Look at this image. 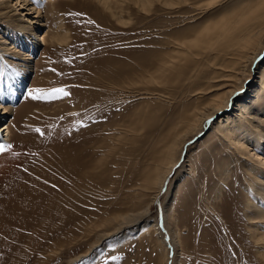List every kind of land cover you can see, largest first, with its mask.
<instances>
[{"label":"rangeland","instance_id":"rangeland-1","mask_svg":"<svg viewBox=\"0 0 264 264\" xmlns=\"http://www.w3.org/2000/svg\"><path fill=\"white\" fill-rule=\"evenodd\" d=\"M27 1L41 25L0 0V145L10 146L0 152V264H264V219L252 212L264 210L254 192L264 137L243 139L241 154L216 133L264 75V50L251 60L238 43L264 0ZM226 76L236 96L192 135L159 193L167 148L198 127L186 125ZM61 87L69 96L29 95Z\"/></svg>","mask_w":264,"mask_h":264},{"label":"bare ground","instance_id":"bare-ground-1","mask_svg":"<svg viewBox=\"0 0 264 264\" xmlns=\"http://www.w3.org/2000/svg\"><path fill=\"white\" fill-rule=\"evenodd\" d=\"M145 2L148 4H152L153 2H155V3H159L160 5H163V6H171V5H175V4L177 5L179 3V0H143V1L136 0V3H138V4L139 3L145 4ZM23 3H24L25 7L22 5ZM17 4L19 6H22L21 9L25 11V12H23L22 16L26 17L27 22H29L31 25H41L42 18L40 16V14L42 13V11H41V8L37 7V5H35V4H38L37 1H33L30 3V1H27V0H17ZM5 6H7V5H5ZM34 14H36V15L34 16ZM0 16H1V14H0ZM255 21L256 22L254 23L252 30L248 33L246 32L244 34V37L241 36L238 43L242 42V49L245 50L247 53L253 54V56H251L250 59L252 60V58H253L256 61L257 60L256 57L258 56V54H260L262 52V50H264V26H263L264 25V13L261 14L260 17H257V19H255ZM30 24H27V26L24 28L25 31L31 30L30 26H29ZM224 25H226V23H222L221 28H224ZM212 29L216 30L217 24H216V27L214 26V28H212V25H207L202 30V32H200V35L204 33L205 37L208 38V37H210L209 35L214 34V31ZM49 33L50 32L48 31L43 36H41L43 44H48V42L51 41V39H50L51 36L49 35ZM256 33H258V34L256 35ZM199 36L197 35V37L194 38V39H196L195 42H198L200 40ZM53 40H55V38H53ZM52 42H54V41H52ZM182 44H179V49H181L183 47ZM235 47L236 46H234V48ZM255 61H253V62H255ZM221 81L224 82V84L218 86L217 90H224V93L212 100V102L210 103L211 108H208V106H207V107H204L202 109L197 110L195 112V114L193 115V117L190 118L188 124L186 125L188 127V129L195 126V124H199L198 127L194 128L193 132H191V135L187 136L186 141L184 140L182 145L179 146L178 149H176L174 147V145L169 146L167 148L168 153H169L167 161L170 162V168L167 167V169L169 171L164 178L165 181L161 183V187H160L161 189H160L159 193L162 192L164 185L167 183L166 181H168L167 179L169 177V174H172V172H174L175 169L180 164V161L182 158V152L184 151V148L187 147V144L189 143L192 135L193 136L197 135L199 133V131L201 130L202 125H204L205 122L212 120V118H214L217 114L223 112V110L225 111V109L230 105V103L232 101L231 98L236 96L238 90L236 91V90H234V88L236 87V84L238 82L235 80V76L223 77V79H221ZM260 81H261L260 85L257 86V88L255 89V96H254L255 98L250 102V105H243V106L241 105L242 106V109H240L241 114L239 113L240 115L237 116V119L236 118L233 119V118L229 117L227 120L222 121V124L225 125L223 130L220 131L221 133L216 132V133L220 134L226 141L229 140L233 145H236L237 146L236 149L238 151H240L241 154H245V152H247L248 150H251L248 143L246 141H244L243 139H247L248 141H251V142L253 141V142L257 143L258 141H260V139H262V137H264V75L262 76ZM234 83H236V84H234ZM225 97H228L227 100L225 99ZM13 101H14V99H13ZM239 108H240V106H239ZM0 109H2L1 106H0ZM3 109L5 110L6 108H3ZM244 122L249 123L250 129L246 130V128L244 127V124H243ZM254 123H257V124H254ZM220 129H221V127H220ZM5 132L7 134L4 136L7 138L4 140L7 141L9 139L8 137L10 135V131H9V127H7L6 125H4V130H2L1 133H5ZM245 132H246L247 136L242 138L241 136H244L243 134ZM238 138H240V140L241 139L242 140L238 142L237 141ZM164 175H165V173H164ZM260 182L261 183L263 182L262 184L264 186V181L260 180ZM257 183L258 182L256 181V184ZM262 184H260V186H259L261 188L260 190H259L258 186L256 187V185H255L254 186V192L256 191V192L260 193V191H261L262 192L261 195L264 198V187L262 186ZM252 199H250V200L248 199L249 200V206L251 205V203H253ZM253 207L255 210H253L252 212L257 214L258 216H260L261 217L260 219H264L263 208L259 207L256 204L255 205L253 204ZM251 220H253L252 224H256V225L260 224L259 222H262L259 220L257 221L255 218H251Z\"/></svg>","mask_w":264,"mask_h":264},{"label":"snow or ice","instance_id":"snow-or-ice-1","mask_svg":"<svg viewBox=\"0 0 264 264\" xmlns=\"http://www.w3.org/2000/svg\"><path fill=\"white\" fill-rule=\"evenodd\" d=\"M77 15H80V13H77ZM90 23H92V21H89ZM35 94L33 93H29V95L32 96L33 99L36 100H55V99H59L62 97H67L69 96V92L65 91L64 88H53L48 92H43L39 89L34 90ZM36 132H40V129H36ZM42 134V133H41ZM8 147H10L9 145H0V152L5 151ZM113 259H116V257H113Z\"/></svg>","mask_w":264,"mask_h":264},{"label":"water","instance_id":"water-1","mask_svg":"<svg viewBox=\"0 0 264 264\" xmlns=\"http://www.w3.org/2000/svg\"><path fill=\"white\" fill-rule=\"evenodd\" d=\"M205 130H206V129H205ZM205 130H204V131H205ZM199 136H200V134L198 135V137H199ZM198 137H197V138H198ZM182 158H183V156H182ZM164 187H165V185H164ZM164 187H163L162 191L164 190ZM161 227H163V226H162V223H161ZM167 239H168V237H167V235H165V240L167 241Z\"/></svg>","mask_w":264,"mask_h":264}]
</instances>
